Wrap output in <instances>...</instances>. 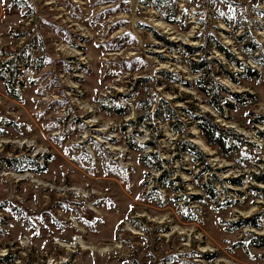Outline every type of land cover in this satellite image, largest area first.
<instances>
[{
	"label": "rangeland",
	"instance_id": "rangeland-1",
	"mask_svg": "<svg viewBox=\"0 0 264 264\" xmlns=\"http://www.w3.org/2000/svg\"><path fill=\"white\" fill-rule=\"evenodd\" d=\"M156 1L0 0V264H264V0Z\"/></svg>",
	"mask_w": 264,
	"mask_h": 264
},
{
	"label": "trees",
	"instance_id": "trees-1",
	"mask_svg": "<svg viewBox=\"0 0 264 264\" xmlns=\"http://www.w3.org/2000/svg\"><path fill=\"white\" fill-rule=\"evenodd\" d=\"M161 1H164V0H157L155 2V7H158V6L161 7L160 6ZM214 45H215L216 49L222 51V53H224V55H226V57L233 59V57L228 52L223 50L222 47L217 42H214L213 46ZM255 46L256 45L253 43L247 45L250 52H252L255 49ZM183 48H184V53L188 54V55H191L192 53L199 50V48H197V47L186 46V45H184ZM207 64H208V61L205 59L204 56H202L201 58H198V60H196V61L190 60L188 63L191 72L193 74L195 72L198 74L197 77L194 79V83L198 87V89H200L201 93L208 97V100L206 101L207 105L212 110H214V112L216 114L221 116L222 115V106L226 105V107L230 109V108H232V104L227 102L221 96V94H219L220 92L218 91V89H216L217 85L215 83H213V81L210 78L206 77ZM247 72H249V70H247ZM253 74L256 75V73L254 71H253ZM218 87H220V86H218ZM221 89L225 90L224 88H221ZM232 95L235 98H237L236 95H234V94H232ZM170 112L171 111L169 109L167 115ZM172 118L173 117H171L170 119H172ZM170 125L172 126L173 131L176 132V128L179 125V121L176 118L172 119V121L170 122ZM199 130L204 135L205 143L208 146L216 145L218 147L219 151L221 152V154H223L224 156H228V154L232 150V148L229 145H227L226 139L228 137H230L231 139L236 140V141H238V139H239L237 135L230 133V132H228V133L224 132V131L218 129L214 123L212 124V123L206 122L205 120H201L200 125H199ZM257 134H258V136H261V135H264V132H257ZM188 146L191 147V149L195 150L197 155L201 156V152L197 151V149L195 147H193L191 144H188ZM250 178L255 182L264 183V171H262L259 174H252L251 173ZM255 189H257V188H255ZM257 216L258 215H256L254 218L242 219L241 221H239L236 224V227H245V226L255 227L256 226V220L258 219ZM251 238H252L250 241L251 245L256 246V247H260V248H264V237L263 236H252Z\"/></svg>",
	"mask_w": 264,
	"mask_h": 264
},
{
	"label": "bare ground",
	"instance_id": "bare-ground-1",
	"mask_svg": "<svg viewBox=\"0 0 264 264\" xmlns=\"http://www.w3.org/2000/svg\"><path fill=\"white\" fill-rule=\"evenodd\" d=\"M199 142V144H202L200 141H198Z\"/></svg>",
	"mask_w": 264,
	"mask_h": 264
}]
</instances>
